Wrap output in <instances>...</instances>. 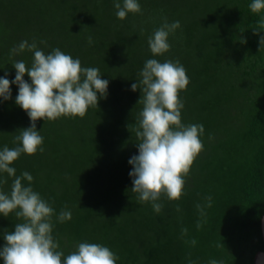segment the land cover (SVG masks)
<instances>
[{
    "label": "trees",
    "instance_id": "obj_1",
    "mask_svg": "<svg viewBox=\"0 0 264 264\" xmlns=\"http://www.w3.org/2000/svg\"><path fill=\"white\" fill-rule=\"evenodd\" d=\"M138 2L142 11L121 20L114 0H0V77L7 73L14 80L15 60L31 65V51L9 54L27 40L45 53L59 48L79 58L109 81L107 98L83 118L37 120L43 152L21 154L12 166L17 175L33 176L34 191L57 215L71 211L72 219L63 223L52 218L53 236L65 255L88 241L109 247L119 257L116 264H209L212 259L255 264L264 251V46L259 45L264 32L257 35L252 28L264 13L250 11L252 0ZM165 18L181 26L168 37L170 50L154 57L148 38ZM150 58L184 66L189 84L180 92L182 123L204 126V148L185 177L182 196L162 195L160 213L132 192L128 163L138 154L134 128L142 109L141 92L131 85ZM24 79L31 83L27 74ZM11 93L9 100L0 97V148L14 147L19 129L31 124L15 103L18 85L11 84ZM0 176L7 179L0 188L10 192L12 178ZM197 204L205 205L206 216ZM18 222L14 213L0 214V232L14 230Z\"/></svg>",
    "mask_w": 264,
    "mask_h": 264
},
{
    "label": "clouds",
    "instance_id": "obj_2",
    "mask_svg": "<svg viewBox=\"0 0 264 264\" xmlns=\"http://www.w3.org/2000/svg\"><path fill=\"white\" fill-rule=\"evenodd\" d=\"M114 7L121 20L129 13L142 11L138 0H122V3L114 0ZM249 9L254 14L264 13V0H252ZM180 26L179 21L168 23L165 18L154 30L148 38L154 57L170 50L168 37ZM252 31L257 35L264 32V15ZM88 42H93L91 36ZM240 42L246 43V39L242 37ZM259 45L264 46V35H260ZM25 50L33 53L31 65L24 60H15L12 64L16 70L14 80L6 78L7 73L0 77V97L5 101L11 99V84L18 85L15 103L26 111L31 121L29 127L19 129L14 136V147L4 145L0 148V173L12 178L10 192L0 188V214L8 217L14 213L20 220L14 224V230L0 232L4 240L0 245V259L3 264H116L119 257L109 247L88 241L78 242L75 250L65 255L53 236L52 218L55 215L63 223L72 219L71 211L64 208L57 215L49 201L34 191L31 186L33 176L27 171L17 175L12 166L21 154L43 152L44 138L37 129V120L53 121L68 116L83 118L90 107H98L99 100L107 98L109 81L101 78L99 68L84 67L79 58H73L59 48L45 53L35 41L20 42L9 50L10 57ZM25 74L31 83L24 79ZM138 76L137 82L131 85L132 91L140 90L137 103L142 105L134 128L138 154L128 161L132 165L129 172L131 190L138 194L140 202H150L153 210L160 213L163 205L158 201L162 195L169 200H179L182 196L185 177L204 148L200 139L204 126L182 123L184 103L180 92L186 90L189 78L179 60L147 59ZM6 183L7 179L0 176V185ZM205 199L206 207H211L212 197ZM196 207L202 217L206 216L205 205L197 204ZM201 226L198 221L197 228ZM186 234L187 229H182V235ZM190 243L194 246L196 240L192 239ZM209 264H223V261L212 259Z\"/></svg>",
    "mask_w": 264,
    "mask_h": 264
},
{
    "label": "water",
    "instance_id": "obj_3",
    "mask_svg": "<svg viewBox=\"0 0 264 264\" xmlns=\"http://www.w3.org/2000/svg\"><path fill=\"white\" fill-rule=\"evenodd\" d=\"M261 228H262V235L264 238V216L261 220ZM261 258H264V251L258 253L256 260H255V264H264V260H262Z\"/></svg>",
    "mask_w": 264,
    "mask_h": 264
}]
</instances>
